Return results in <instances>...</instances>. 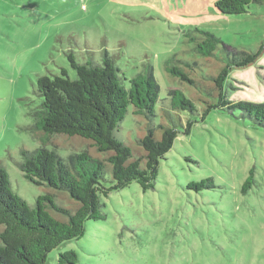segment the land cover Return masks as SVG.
Wrapping results in <instances>:
<instances>
[{
	"label": "rangeland",
	"instance_id": "1",
	"mask_svg": "<svg viewBox=\"0 0 264 264\" xmlns=\"http://www.w3.org/2000/svg\"><path fill=\"white\" fill-rule=\"evenodd\" d=\"M214 1L0 0V166L30 206L38 195L52 193L57 204L73 208L67 193L28 181L19 168L23 150L43 146L32 131L42 101L37 78L59 75L63 68L74 79L69 53L79 63L111 57L126 87L130 78L152 68L156 116L148 120L130 105L117 133L134 153L148 127L182 129L196 120L159 161L150 188L132 181L101 195L103 218L87 221L81 238L51 250L46 264H56L68 249L78 253V264H264V128L237 111L212 109L202 119L200 109L210 97L165 70L168 60L182 67L196 63L194 75L202 77L225 63L220 48L212 56L194 50L195 28L232 48L264 47V0L236 15L218 13ZM226 84L232 101L264 102V50L252 65L232 67ZM174 89L199 112L172 109ZM45 143L64 159L97 153L79 136L54 135ZM249 170L251 187L243 193Z\"/></svg>",
	"mask_w": 264,
	"mask_h": 264
},
{
	"label": "trees",
	"instance_id": "2",
	"mask_svg": "<svg viewBox=\"0 0 264 264\" xmlns=\"http://www.w3.org/2000/svg\"><path fill=\"white\" fill-rule=\"evenodd\" d=\"M261 1L215 0L214 7L220 14L236 15L246 13L250 3ZM194 31L197 36L190 37L195 41L194 50L212 56L220 48L225 63L215 74L202 77L194 75L196 63L184 62L182 67L168 60L165 70L210 97L200 109L202 119L212 109L237 111L242 118L264 128V102L232 101L226 88L232 67L252 65L264 47L261 45L255 51L236 49L209 31L199 28ZM67 57L76 72L74 79L63 68L59 75L37 78V92L42 101L40 109L34 112L32 131L43 146L32 152L23 150L19 168L28 181L67 193L73 208L57 204L52 193L38 195L34 206H30L12 190L8 174L0 166V224L3 225L0 264H46L51 250L81 238L87 221L103 218L101 195L123 189L132 181L144 190L150 188L157 177L159 161L171 149L178 133L189 134L196 122L188 120L182 129L164 124L148 127L138 139L134 153L117 133L130 105L133 113L148 120L156 116L159 97L152 68L130 78L126 87L123 82L126 78L120 76L111 57L105 56L100 64L91 60L79 63L71 53ZM169 95L172 109L190 114L199 112L193 100L181 90H171ZM60 134L90 140L96 147V157L81 151L64 159L44 146L49 138ZM252 177L249 170L241 186L243 193L251 187ZM63 193L60 196L67 200ZM78 259V253L68 249L59 253L56 264H78Z\"/></svg>",
	"mask_w": 264,
	"mask_h": 264
}]
</instances>
